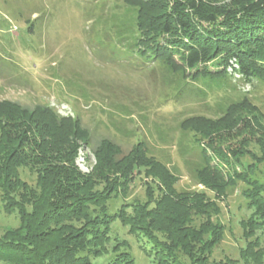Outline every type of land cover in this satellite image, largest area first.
Masks as SVG:
<instances>
[{"label": "rangeland", "instance_id": "obj_1", "mask_svg": "<svg viewBox=\"0 0 264 264\" xmlns=\"http://www.w3.org/2000/svg\"><path fill=\"white\" fill-rule=\"evenodd\" d=\"M204 1L218 13H230L253 0ZM129 7L124 0H0V102L30 111L47 107L59 119L78 121L90 137L71 138L73 164L93 178L96 194L109 190L108 199L95 204H108L112 214L105 221L108 236L93 264H106L119 252L132 264H175L174 260L176 264H264V204H250L245 197L247 184L237 178L251 172L264 177V137L249 125L231 121L212 129L202 117L182 124L192 116L218 120L227 107L240 103L244 105L233 117H258L264 127V81H241L229 65L223 79L192 81L185 74H172L158 61L142 59L136 47L125 42L134 15ZM217 70L211 65V72ZM12 110L0 113V118ZM67 130L64 126L60 136ZM206 130L211 138L200 141L203 154L211 166L223 167V185L228 183L224 192L212 189L218 181L210 183L204 176L207 182L199 183L191 173L200 159L193 144ZM103 140L120 150L116 155L107 153L109 159L126 157L136 147L145 149L146 157L165 165L174 178L164 183L161 174L139 163L126 182L112 183L118 176L107 171L112 175L105 178L103 162H97L93 153ZM31 170L19 169L22 184L13 188L15 199L22 203L17 206L25 212L31 207L23 203H29V192L36 188L37 175ZM164 194L171 202L167 203L168 197L161 202ZM2 204L0 199V240L21 242L25 226L15 208L9 206L12 211L5 213ZM166 207L178 220L158 214L152 228L134 226L138 214L155 216ZM17 210L20 213V207ZM84 222L76 217L60 222L57 229L65 234ZM181 225L188 232L180 233ZM212 227L219 235L211 245Z\"/></svg>", "mask_w": 264, "mask_h": 264}, {"label": "trees", "instance_id": "obj_2", "mask_svg": "<svg viewBox=\"0 0 264 264\" xmlns=\"http://www.w3.org/2000/svg\"><path fill=\"white\" fill-rule=\"evenodd\" d=\"M124 2L128 7H132L129 8L134 14L131 16L132 28L128 30L125 42L135 46L142 59L155 63L158 61L159 65L172 74H185L186 78L192 81L200 78L211 81L223 79L226 76V66L234 61L237 65L234 72L239 75L241 81H264V0L249 1L230 13H218L217 8H210L204 0ZM211 65L218 70L211 72ZM190 71L193 73L190 74ZM243 105L231 104L224 116L218 120L192 116L184 119L182 124L202 117L203 122L211 125L212 129L220 122L231 121L243 127L249 125L248 127L254 128L264 137V127L258 123V117L253 120L233 117ZM14 107L13 104L0 102V113H9ZM253 111L260 115L256 107ZM18 114L21 116L18 117ZM2 118L5 119V122H0L2 210L10 213L12 208L16 209L17 217L25 226L23 230L25 229L26 236L21 242L0 240V264H93L108 236L105 221L112 214L109 213L111 210L108 204H95L108 199L109 190L101 195L96 194L93 178L80 173L73 164L74 142L71 138L77 134L87 141L90 139L87 132L79 126L78 121L59 119L51 109L44 106H37L32 111L17 107L12 114ZM16 118L21 120L17 122ZM64 126L68 128V132L60 136V130ZM210 132L206 130L199 133L198 142L193 144L200 159L198 164L193 165L191 173L199 183L207 182L202 179L204 176L209 178L210 183L218 181L212 189L224 192L228 187V183L223 185L224 169L211 166L209 159L203 154L204 146L200 142L210 139ZM112 152L116 155L120 150L108 140H103L93 149L97 162L106 165L101 163L105 178L112 175L107 171L118 176L114 177L112 183L116 180L119 184L126 182L127 177L140 166L139 163L145 170L155 175L161 174L166 179L164 183L174 178L165 165L154 158L146 157L145 149L136 147L128 156L121 159L111 157L113 160L106 155ZM223 160L228 163V159ZM23 167L34 170L37 175L36 188L29 192V203H23L30 205V212H25L21 205L17 206L22 203L17 202L13 194V188L22 184L18 171ZM237 178L247 184L245 197L250 204H264V177L251 172ZM228 179L231 180L230 177L227 181ZM167 197V203L171 202L169 195L165 194L161 202ZM19 207L20 213L17 212ZM91 208L94 210L90 213ZM168 213L170 211L166 207L161 212H155V216L148 215L143 218L138 214L135 220L129 218L127 222L132 221L134 226L141 229L142 224L152 228L158 214L178 220L173 213ZM76 217L85 222L76 231L67 229L65 234L60 233L61 229H57L59 223ZM185 227L181 225L177 230L185 233L188 230ZM192 234L196 237L199 232ZM211 235L208 243L212 245L219 231L213 228ZM159 248L167 254L171 252L167 247L159 245ZM174 261L176 264V260ZM106 264H132V260L124 257L123 252H119L108 258Z\"/></svg>", "mask_w": 264, "mask_h": 264}, {"label": "built area", "instance_id": "obj_3", "mask_svg": "<svg viewBox=\"0 0 264 264\" xmlns=\"http://www.w3.org/2000/svg\"><path fill=\"white\" fill-rule=\"evenodd\" d=\"M229 69H230L231 72H233L232 74H235V75H237L239 77V75L234 72V70L237 69V65L235 64L234 61H231L229 63Z\"/></svg>", "mask_w": 264, "mask_h": 264}]
</instances>
